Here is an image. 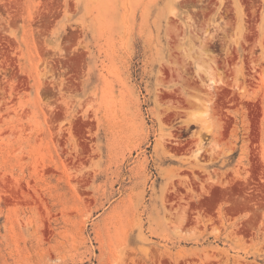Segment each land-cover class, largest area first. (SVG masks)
I'll use <instances>...</instances> for the list:
<instances>
[{"label": "rangeland", "instance_id": "1", "mask_svg": "<svg viewBox=\"0 0 264 264\" xmlns=\"http://www.w3.org/2000/svg\"><path fill=\"white\" fill-rule=\"evenodd\" d=\"M0 264H264V0H0Z\"/></svg>", "mask_w": 264, "mask_h": 264}]
</instances>
